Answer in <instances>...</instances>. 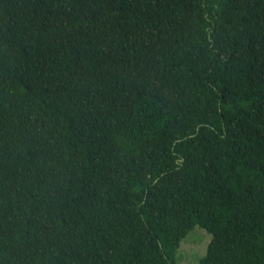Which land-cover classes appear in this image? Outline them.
I'll use <instances>...</instances> for the list:
<instances>
[{
	"label": "trees",
	"instance_id": "1",
	"mask_svg": "<svg viewBox=\"0 0 264 264\" xmlns=\"http://www.w3.org/2000/svg\"><path fill=\"white\" fill-rule=\"evenodd\" d=\"M264 264V0H0V264Z\"/></svg>",
	"mask_w": 264,
	"mask_h": 264
},
{
	"label": "rangeland",
	"instance_id": "2",
	"mask_svg": "<svg viewBox=\"0 0 264 264\" xmlns=\"http://www.w3.org/2000/svg\"><path fill=\"white\" fill-rule=\"evenodd\" d=\"M210 239L211 236L205 230L194 227L180 242L174 264H200Z\"/></svg>",
	"mask_w": 264,
	"mask_h": 264
}]
</instances>
